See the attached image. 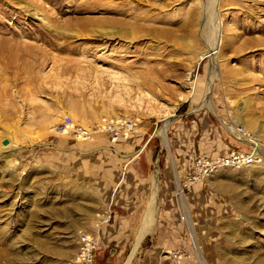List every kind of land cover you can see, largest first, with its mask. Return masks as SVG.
Masks as SVG:
<instances>
[{"label": "rangeland", "instance_id": "1", "mask_svg": "<svg viewBox=\"0 0 264 264\" xmlns=\"http://www.w3.org/2000/svg\"><path fill=\"white\" fill-rule=\"evenodd\" d=\"M85 237L90 264H264V0H0V264H85Z\"/></svg>", "mask_w": 264, "mask_h": 264}, {"label": "built area", "instance_id": "2", "mask_svg": "<svg viewBox=\"0 0 264 264\" xmlns=\"http://www.w3.org/2000/svg\"><path fill=\"white\" fill-rule=\"evenodd\" d=\"M65 131L69 128L71 129V134L80 140H86L90 138L91 134L88 130H85L81 127H74L71 124L70 118H65ZM106 129L110 132H113V142L118 141L121 137L127 139L129 134L133 132L136 123L132 120L121 121L118 125L109 122L104 125ZM116 126L119 127L118 133ZM241 131L239 130L240 133ZM253 150L249 153H242L240 151H232L229 154L216 157V158H206V157H197L193 161V174L189 176V183L200 181L210 175L213 171L222 169V168H238L245 165L255 164L259 161V154L257 155V150L253 146ZM83 262L85 264H90L92 261V252L95 249L97 243L94 240H91L87 237L83 238Z\"/></svg>", "mask_w": 264, "mask_h": 264}, {"label": "crops", "instance_id": "3", "mask_svg": "<svg viewBox=\"0 0 264 264\" xmlns=\"http://www.w3.org/2000/svg\"><path fill=\"white\" fill-rule=\"evenodd\" d=\"M146 147L142 148L141 151L137 152V155L132 156V158L128 161H125L124 164L121 166V169L123 172V174H126V170L128 167H130V165L132 164V162L141 154L143 153V151L145 150ZM148 169L150 168V164H148V162L146 163ZM125 169V170H124ZM121 183V182H120ZM120 190H117V195L119 194ZM135 202H137V210L136 213H131V215H135V216H139V215H144L146 213V211L148 210V198L147 195L144 193H139L135 196ZM145 211V212H144Z\"/></svg>", "mask_w": 264, "mask_h": 264}, {"label": "bare ground", "instance_id": "4", "mask_svg": "<svg viewBox=\"0 0 264 264\" xmlns=\"http://www.w3.org/2000/svg\"><path fill=\"white\" fill-rule=\"evenodd\" d=\"M117 25V24H116ZM118 30V29H117ZM119 31V30H118ZM121 35H123V36H128L130 33L128 32V31H126V28H123V29H121V32H119ZM215 38H216V40H214L213 41V43H212V45H211V47L209 48V54H211L212 55V53L214 52V45L216 44V42H217V36H215ZM112 80H114V81H117V82H120L119 80H120V77L118 76V74H116V73H113V74H109L108 75ZM122 82V81H121ZM120 82V83H121ZM123 82H125V81H123ZM190 89V88H189ZM192 89V88H191ZM187 94H188V96H190V95H192V92L191 91H189V92H187ZM145 98H147V99H150L149 98V95H145ZM120 100V99H119ZM120 101H122V100H120ZM208 104H209V100H207V98H206V100H205V103H204V105L203 106H208ZM165 118V117H164ZM165 132V130H162V132H161V134H160V136L162 137L163 135V133ZM155 174H156V170H154V176H155ZM150 209V208H149ZM153 209V208H152ZM152 211V210H151ZM147 212H148V210H147ZM149 214H150V210H149ZM144 218H146V217H144ZM146 220V219H145ZM151 222V221H150ZM143 223V222H142ZM148 223V222H147ZM147 228H149V227H147V225H145L144 227H142L139 231V234H138V238H137V243H136V245L135 246H137L138 245V242L143 238V236H144V234H145V232H146V230H147ZM127 264V263H126Z\"/></svg>", "mask_w": 264, "mask_h": 264}, {"label": "water", "instance_id": "5", "mask_svg": "<svg viewBox=\"0 0 264 264\" xmlns=\"http://www.w3.org/2000/svg\"><path fill=\"white\" fill-rule=\"evenodd\" d=\"M7 144H8L7 140L3 141V145H7Z\"/></svg>", "mask_w": 264, "mask_h": 264}]
</instances>
